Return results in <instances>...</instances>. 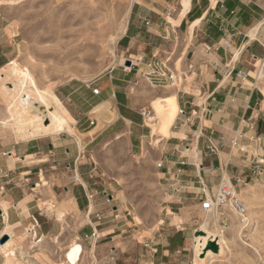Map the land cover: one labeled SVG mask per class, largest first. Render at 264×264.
Listing matches in <instances>:
<instances>
[{
    "label": "crops",
    "instance_id": "crops-1",
    "mask_svg": "<svg viewBox=\"0 0 264 264\" xmlns=\"http://www.w3.org/2000/svg\"><path fill=\"white\" fill-rule=\"evenodd\" d=\"M3 13L7 14V9L0 8V68L14 58L20 47L19 35L7 33ZM144 17L150 20L149 25H145ZM262 29L264 0H136L120 42L129 58L131 54L138 58L132 60L131 68L125 66L127 69H119L117 75L113 69L95 81L100 94L108 92L109 98L102 105L106 104L104 109H116V119L111 123L101 119V124L100 118L96 122L89 112L75 110L76 116L71 114L77 120L83 150L118 135L122 131L117 128L120 118L133 124L129 125L131 143L138 148L148 132L140 129V117L124 113L125 107L134 110L128 93L131 83L136 85L133 88L138 98L143 99L141 105L146 103L149 108L158 96L176 93L186 115H177L158 145L154 146L152 131L150 137L154 156L162 163L157 167L164 180L160 190L169 198L167 206L183 209L185 219L180 229L173 225L137 229L109 212V195L107 199L89 196L93 190L84 181L85 172L77 158L82 151L80 143L68 132L59 135L61 131L55 138L42 133L19 141L0 136V198L5 199L4 203L0 200V237L8 235L9 240L11 234L19 233L23 238L30 228L37 238H60L72 221L68 209L81 211L75 187L68 185L77 178L83 180L80 194L86 197V201L82 200L86 209L84 225L75 237L80 246L64 251L58 261L48 252L53 264H190L189 246L194 232L190 208L200 199V184L215 190L225 173L230 180L249 169L235 161L233 149L242 144L251 146L256 133L254 124L259 114L254 111H258L262 100L250 73L254 60L264 57ZM149 61L163 64V71L175 73L174 80L149 76ZM145 87L152 91H144ZM107 114L101 115L108 118ZM87 122L91 125L87 126ZM209 141L218 148L217 153L211 151ZM73 173L77 174L74 178ZM52 180L62 185L48 187V198H38L33 193L45 189ZM61 190L65 193L61 200L47 202L54 196L60 199ZM217 214L218 211L216 219ZM142 232L146 234L139 237ZM82 237L99 240L93 243V255H84V245L78 241ZM2 256L0 264H8Z\"/></svg>",
    "mask_w": 264,
    "mask_h": 264
},
{
    "label": "rangeland",
    "instance_id": "rangeland-1",
    "mask_svg": "<svg viewBox=\"0 0 264 264\" xmlns=\"http://www.w3.org/2000/svg\"><path fill=\"white\" fill-rule=\"evenodd\" d=\"M135 1L26 0L13 9L7 10L9 11L7 14L3 13L5 19L2 21L7 25L5 27L9 35H19L20 47L14 58H20L21 64L30 67L39 81V85L45 86L46 84L58 94L67 108L72 110L71 113L69 112L70 115L75 117V110L80 113L89 112L96 122L100 118L99 122H102L101 119H107V122L111 123L117 117L116 109L109 108V112L108 108H102L95 112L98 106L107 102L108 92L94 95L92 90L98 87L96 86L98 82L95 81L101 79L109 71L114 69L113 74L117 75L119 69H127L125 66L130 67L125 62V59L129 58L130 55L125 48L121 47L120 38L122 36L116 40V44L111 42V38L116 37L121 22L124 23L126 19L129 21L131 8ZM129 5H131L130 12L128 11ZM4 9L2 10L4 11ZM261 33L262 38H264V29ZM21 51L24 53L20 54ZM29 58L32 61L28 64ZM263 64L264 57L254 60L250 73L253 84L259 91L262 100L261 105L257 108L260 112L254 111L259 114L255 121L256 124H254L256 133H253V140L249 143L251 146L246 148L245 144H242L233 149L235 161L247 165L245 167L249 169L234 179L230 178L236 193L246 188L247 184L249 185L246 196L252 197L251 201L254 205H252L251 211L249 205L246 204V206L248 214L249 212L254 213L253 219H250L248 227L241 236L242 238L234 239L230 229L232 224L230 217H233L235 222H238V217L229 209H219L217 220L223 226L226 236V242L222 243L225 251L223 254H215L210 261L206 262L207 264H264V135L261 134L264 131ZM260 71L263 72V76L258 79L257 74ZM86 77L91 80L85 81ZM89 82L91 83L90 87L87 86ZM134 86H136L135 83H131L128 89L129 101L134 110L125 107L124 113L140 117V129L147 131L148 137L143 138L140 147L133 148L132 134L129 132V125L133 126V124L120 118L117 122V128L122 131L118 135L89 145L86 150H83L84 144L79 145L82 151L81 157L77 154V158L81 163L83 172H85L83 178L84 181H88L93 190L89 196L107 199V195H109L112 200L108 207L109 212L117 214L119 219L122 217L129 225L133 223L140 230H146L150 227L157 229L160 225H173L180 229L185 219L183 209L178 205L168 207L169 202L166 199L169 198L160 190L164 180L159 174L158 159L154 156L150 137L151 128L145 119V113L150 112V108L146 103L141 105L143 99L138 98L140 95L133 88ZM146 90L152 91L148 87L144 88V91ZM102 100L104 102L100 103ZM6 109L7 103L0 96V112L6 113ZM104 112L109 113L107 114L108 118H103L101 114ZM163 120V118H159V121ZM86 125L91 124L87 122ZM62 134H67V132L63 131L59 135ZM59 135L52 134L49 137L55 138ZM0 136L16 140L9 130H0ZM257 172H261V174H257ZM71 175L73 178L77 176L76 173ZM224 176L228 180V174L225 173L223 179H225ZM237 179L242 180V182H238ZM54 183L62 185L59 180H52L49 185L44 186L45 189L33 190V193H36L38 198H48L47 189ZM81 183H83L82 179L75 178L68 184L70 187L73 185L75 187V194L81 204V211H77L75 207L68 209L71 212L69 215H71L72 221L66 226L68 228H65L63 235L60 238L46 237L40 246L34 247L32 250L29 249L30 256L24 260L20 254V248L27 250L26 238L30 235L26 233L25 237L22 238V235L15 233V247L17 248L15 253L17 252V256L15 257L12 255L13 252H9L10 254L8 253V256L5 257L8 264H53L47 255L48 252H52L53 260L58 261L63 257L64 251L80 246L75 237L78 236L79 232L81 234V227L84 225L83 215L86 212L82 205V200H85L86 197H82L80 194ZM59 194L58 198L60 199L53 195V200L47 202L57 203V200H61L65 196L63 190L59 191ZM0 200L2 203L5 202L3 198ZM193 206L190 208L192 209L190 224L194 229V235L206 213L201 209L198 200L194 201ZM112 208L117 211L113 212ZM60 222L64 224L65 220L61 219ZM144 234L146 232H142L139 237ZM78 241L84 245V255L90 254V252L93 255V243L99 242L95 237H82ZM194 256L192 239L189 246L190 264L193 263ZM3 260L4 258L0 254V263Z\"/></svg>",
    "mask_w": 264,
    "mask_h": 264
},
{
    "label": "bare ground",
    "instance_id": "bare-ground-1",
    "mask_svg": "<svg viewBox=\"0 0 264 264\" xmlns=\"http://www.w3.org/2000/svg\"><path fill=\"white\" fill-rule=\"evenodd\" d=\"M23 1L26 0H0V8H5L7 10L10 8L13 9ZM131 5H129L130 7L128 6L129 12ZM91 8L93 9L94 7ZM127 21L128 20L126 19L124 23L121 22V25L117 29L116 37L114 36L111 38L112 43L116 44V40L120 38V36L125 32ZM22 53L24 52L21 51L20 54ZM131 58L134 60V58H138V56L131 54ZM19 59L20 58H14L9 63H7V65L0 68V96L7 103L6 110L8 111H6V113L4 111L0 112V130L11 131V134L14 135L17 141L35 137L42 133L50 135L58 134L61 131H66L72 135H75L80 145H82V135L76 129L77 120L70 115L69 110L63 100L48 85H39V81L32 73L30 67H28V65L21 64ZM29 59L28 64L32 61ZM262 76L263 72L260 71L258 79H261ZM90 80L91 79L89 77L85 78V81ZM176 82L177 84L179 83V81ZM104 107H106V104L98 106L95 109V112ZM178 111L179 105L177 101V95L174 92L168 95L158 96L155 100H153V104L150 107V112L148 111L145 113V118L147 120L146 122L151 127L152 135L155 139L154 146L158 145L159 138L162 137L166 131H169L171 123L178 115ZM159 118H163L164 120L159 121ZM100 123L102 124V122ZM223 180L228 185L232 184L229 178V182L226 179ZM246 186L249 187L248 184ZM247 187L241 189L237 194L243 199V201H245L247 205H249L250 210L252 209V205H254V203L251 201L252 197H249L250 195L246 196L248 192ZM47 209H52L50 204H47ZM226 209H229L230 212L234 213L238 217V222L233 221V217H230L232 219L230 229L234 239L242 238L241 236L244 230L248 227L250 219H253L254 213L249 212L248 214L247 209V216L244 215L242 218L234 209ZM204 212L206 214L193 235V249L195 251V256L192 264H204L207 261H210L215 254H223L225 251V248L222 247V243L224 244L226 242V236L224 234L223 226H221L216 219L217 211L212 209ZM29 230L30 228L27 229V232L31 234L27 233L30 235V237L26 238V245L28 246L27 250L24 248H20L21 251L19 250L24 260L30 256L29 249L40 246L46 238L45 236L37 238L36 234L30 232ZM14 237L15 235L11 234V238L9 240H7L5 243H0V254L6 257L8 256L9 252H13L12 255L15 257L17 256V252L15 253L17 248L15 247L16 240ZM211 242L217 243V252H214L209 248ZM16 260L18 261L17 258Z\"/></svg>",
    "mask_w": 264,
    "mask_h": 264
},
{
    "label": "built area",
    "instance_id": "built-area-1",
    "mask_svg": "<svg viewBox=\"0 0 264 264\" xmlns=\"http://www.w3.org/2000/svg\"><path fill=\"white\" fill-rule=\"evenodd\" d=\"M143 21L145 25L150 24V20L147 17H144ZM128 60L130 61L129 68H131L134 62L132 61V59L127 58L125 59L126 65H127ZM147 66L150 69L149 76L167 78L171 81L174 80L173 73L167 70L163 71L164 69L163 64L159 65L157 62L149 61L147 63ZM242 76L246 77L247 75L245 73H242ZM90 85L91 83L89 82L87 86L90 87ZM92 92L94 95H99L101 91L97 87V88H93ZM186 113L187 111L185 108L179 107L178 117L184 116L186 115ZM196 133H197V130L195 131V134ZM198 137H200V134ZM209 142L212 145L211 151L213 153H217L218 148L215 145H213L211 141ZM157 166L162 167V163H158ZM257 174H261V172H257ZM237 181L242 182V180L240 179H237ZM235 192L236 191L233 190L232 184L228 185L227 183L224 182L223 179L220 180L215 190L213 188H210L207 184L201 183L200 184V199H199L201 209L204 211H209L212 209H215L216 211H218L219 209L232 208L240 215V217L243 218L244 215H246L247 213V206H246V203L243 201V199ZM0 210H1V203H0Z\"/></svg>",
    "mask_w": 264,
    "mask_h": 264
},
{
    "label": "water",
    "instance_id": "water-1",
    "mask_svg": "<svg viewBox=\"0 0 264 264\" xmlns=\"http://www.w3.org/2000/svg\"><path fill=\"white\" fill-rule=\"evenodd\" d=\"M127 65H130L129 60L127 61ZM0 214H1V211H0ZM8 238H9L8 235H3V237H1V239H0V243H5L8 240ZM209 248L214 252L218 251V245L215 242H211L209 245Z\"/></svg>",
    "mask_w": 264,
    "mask_h": 264
}]
</instances>
